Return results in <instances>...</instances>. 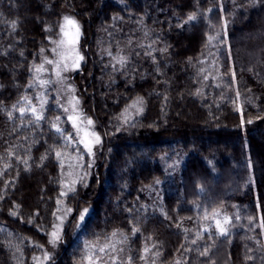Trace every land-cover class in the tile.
Segmentation results:
<instances>
[{"label": "trees", "instance_id": "trees-1", "mask_svg": "<svg viewBox=\"0 0 264 264\" xmlns=\"http://www.w3.org/2000/svg\"><path fill=\"white\" fill-rule=\"evenodd\" d=\"M64 14L80 25L71 80L101 137L73 190L62 170L72 125L35 70ZM218 209L232 217L227 236L202 231ZM262 223L264 0H0V264L50 252L45 264H264Z\"/></svg>", "mask_w": 264, "mask_h": 264}, {"label": "rangeland", "instance_id": "rangeland-1", "mask_svg": "<svg viewBox=\"0 0 264 264\" xmlns=\"http://www.w3.org/2000/svg\"><path fill=\"white\" fill-rule=\"evenodd\" d=\"M65 14L62 17L61 26L62 25L64 26L65 32H67L69 36L63 37L60 31L58 39L56 40L54 44V49H56V51L54 52L53 57L47 58V60H52L54 62L58 61L60 63V69L56 68L55 63L48 64L45 62L43 65L44 70L40 71L38 74V84L39 86H41V88H43L42 93L44 92V90H46L48 86L54 85L57 91V95H58L57 98L60 100L59 106H60L61 114L65 116L67 119H70V117L73 118V119H70V123L72 127H71V134L68 135L67 141L69 145L72 146L73 153H75V155H72L71 157H68L67 159L65 158L64 165L62 164L63 172H65L66 170L68 174V176L66 175V180H65L66 187L73 190L75 188V185L77 184L78 178L81 175L83 163L87 162V167L89 168L90 166H92V164L98 161L96 154L98 153V150H99V145L101 143V137L95 131L93 127V123L91 125L87 123V121L90 118H88L84 114L81 98L79 95L76 94L74 84L72 83V80H71L72 72L78 68V67H75L73 61L77 58V56H82L79 50V43L77 42L75 45V48H76L75 52H68L67 51V48L69 47L68 45H65L62 48L57 47V43L62 38L64 39L71 38L76 32V29L73 25L65 23L64 17L67 16V17L74 19L79 25L78 21L72 15L70 14L65 15ZM61 26H60V29H61ZM79 37H80V25H79ZM79 37H78V40H79ZM221 37L222 36H220L219 38ZM207 51L208 52H207L206 60L209 62V64H208V69H207L208 72L206 73V76L211 75L217 78L218 74H215V75L213 74L214 54H216V52L219 51L217 42L215 41V37L209 43ZM60 52L64 53V58H62L60 55L57 54ZM81 61L82 60L79 61V66L81 64ZM65 64H67L68 66L66 70L64 69ZM58 70L60 71L59 77H57L56 75V72ZM232 79L233 78L231 76V72H227V74H225L224 76L222 75V82L224 85L228 86V89H231L230 82ZM41 80L48 81L49 83H47L46 85H41L40 84ZM214 84L218 85L217 82H214ZM76 101H79V103L77 104ZM97 136L99 137V140H100L99 143L95 142V139ZM86 144L91 148V153H89L88 148L85 147ZM82 148L84 149V154H86V157L88 156L87 158H89V160L87 159V161H86L85 156L82 157L84 155L82 152L83 150ZM74 177H76V179ZM214 213H219V215L218 216L214 215ZM214 213L206 220V222L202 226V231H209V232L214 231L217 233L215 222L217 219L223 221L224 217L230 218L231 223H232V217L228 215L223 209H218ZM68 215L69 213L67 212L63 216H59V217H64L63 224H62L61 237L63 236V232H64L65 224L67 222ZM231 223L229 225H226L229 231H230ZM60 224H61V221L56 219L54 226L60 225ZM54 230L55 228L53 227L52 231ZM60 242L61 240L58 242L59 245L56 243L58 247L60 246ZM53 247H54V251L58 250L56 246H53ZM49 256H52V252H50ZM47 261L48 259L46 260L44 257L41 264H45Z\"/></svg>", "mask_w": 264, "mask_h": 264}, {"label": "snow or ice", "instance_id": "snow-or-ice-1", "mask_svg": "<svg viewBox=\"0 0 264 264\" xmlns=\"http://www.w3.org/2000/svg\"><path fill=\"white\" fill-rule=\"evenodd\" d=\"M195 19H196V15L195 14L189 15V17H188L189 21H192V20H195ZM64 21H65L66 24L73 25L75 27V29H76V32L71 38H68V39L62 38L57 43V47L58 48H62L65 45H68L69 47L67 48V51L68 52H75L76 51L75 45L78 42V37H79V25L77 24V22L74 19H72L70 17H67V16L64 17ZM13 26H15V24H13ZM60 31H61V34H62L63 37H68L69 36V34L67 32H65V29H64L63 25L61 26ZM208 39H209V42H211V40L214 39V37H209ZM41 51H43V49ZM53 51L55 52L56 49H53ZM57 54L60 55L62 58H64V53L63 52H60V53H57ZM82 59H83L82 56H77V58L73 61L75 67H79V61L82 60ZM123 60H124V58H121V62H123ZM45 62L48 63V64L55 63L56 68L60 69V63L58 61L54 62L52 60H46ZM67 67H68L67 64H65L64 65V69L66 70ZM35 70L37 72L43 71L44 70L43 64L37 66ZM56 75H57V77L60 76V71L59 70L56 72ZM234 76H235V73L233 72V77ZM47 83H49V82L48 81H44V80L40 81L41 85H46ZM29 86H31V85H29ZM24 99L27 100V97H25ZM43 103H44V101H41V106L43 105ZM76 103L78 104L79 101H76ZM29 104H31V101H29ZM136 104H142V98H138ZM133 106L135 107L136 105L134 104ZM13 107L15 108V105ZM29 110L31 111L32 115L35 117V121H40L41 119H43V116H42L41 112L38 111L35 107H30ZM19 111H20L22 116L25 114V109L21 108V109H19ZM138 111H143V108L142 107L139 108ZM9 118H11V112H9ZM70 119H73V118L70 117ZM248 122L251 123V121H248ZM87 123L89 125H91L93 122L89 119L87 121ZM52 126L55 128L56 132H58V133L62 132V130L59 127H57L55 124H53ZM74 126H75V124H74ZM81 142H83V141H81ZM95 142L96 143L100 142L98 136L96 137ZM85 147H87L89 153H91V148L87 144L85 145ZM60 155L61 154L59 152L56 153L57 157H59ZM42 159H43V157H42ZM25 163H26V161H25ZM61 195H65V193H61ZM58 203H59V201H58ZM70 211H71V209L68 210V212H70ZM87 212H88V209H84L80 213L79 220L81 222L84 220L85 215L87 214ZM12 214L15 215V213H12ZM214 215L218 216L219 213H214ZM57 219L61 221V224L60 225H55L54 226L55 230L50 233V237L51 238H50L49 243H51L53 246H55V244L57 242H59L61 240V238H62L61 237V231H62V224H63L64 217H57ZM215 223H216V228H217V235H219V236H227V235H229V229H228V227H226V225H229L231 223L230 218L224 217L223 221L217 219ZM77 226H79V224ZM261 227L264 228V223L261 224ZM133 231H137V230L134 229ZM115 235L116 234L113 233V236H115ZM193 243H195V241H193ZM108 247H112V246L111 245H107L105 247H100L98 249V251L101 252V253H104L106 251V248H108ZM144 251L148 252L149 250L147 248H145ZM207 253H208V250L205 249V251L202 252L201 255H207ZM45 259L46 260L50 259V256H49L48 253H45ZM249 259H251V257H249ZM87 260H88V264H101L102 257L88 256ZM113 264H115V258H113ZM128 264H131V258H129Z\"/></svg>", "mask_w": 264, "mask_h": 264}]
</instances>
